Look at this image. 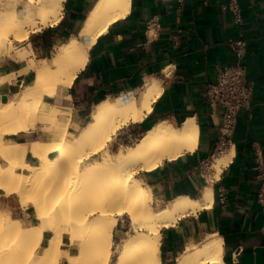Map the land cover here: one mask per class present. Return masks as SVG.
Returning a JSON list of instances; mask_svg holds the SVG:
<instances>
[{
    "label": "bare ground",
    "instance_id": "1",
    "mask_svg": "<svg viewBox=\"0 0 264 264\" xmlns=\"http://www.w3.org/2000/svg\"><path fill=\"white\" fill-rule=\"evenodd\" d=\"M63 2L24 0L20 14L0 6V55L27 61L22 72H33L32 83L16 99L0 102V157L6 160L0 163V191L15 195L37 220L24 226L0 205V264H57L62 258L68 264H169L162 259V230L211 207L213 187L206 186L200 198L181 195L156 209L151 187L140 172L194 151L198 125L194 118L181 124L161 120L134 144L119 143L114 150L119 131L140 123L152 111L162 92L161 84L152 79L139 98L122 95L95 104L81 131L71 132L72 108L56 100L71 99L69 89L86 66L90 47L112 23L130 13L132 0H94L78 35L59 45L51 57L36 59L32 47L16 50V41L60 20ZM14 75L0 73V89L10 85ZM38 124L48 127L46 140L38 137L28 144L4 138L5 133L38 130ZM232 151L216 158L213 178L219 177ZM28 152L35 162L26 159ZM123 215L129 217L132 233L114 247V228ZM46 229L53 234L39 253ZM173 264H226L222 237L209 233L202 242L186 245Z\"/></svg>",
    "mask_w": 264,
    "mask_h": 264
},
{
    "label": "crops",
    "instance_id": "2",
    "mask_svg": "<svg viewBox=\"0 0 264 264\" xmlns=\"http://www.w3.org/2000/svg\"><path fill=\"white\" fill-rule=\"evenodd\" d=\"M93 1L64 0L60 20L31 32L22 44L31 46L38 59L51 57L59 45L78 35ZM224 2L132 0L130 13L112 23L90 47L88 62L69 89L71 99L56 100L59 105L71 106L69 129L79 133L95 104L122 95L139 98L146 81L154 79L161 84L162 92L152 111L137 124L143 132L161 120L181 124L188 118L195 119L199 138L194 151L140 172L151 187L156 209L181 195L200 198L206 186L213 187L211 207L187 214L162 230V259L169 264L186 245L202 242L209 233L222 237L226 264H264V0H239V25L223 9ZM23 5L21 9L20 2L16 7L13 3L4 7L20 14ZM240 37L246 39L243 63L253 98L249 109L239 111L231 141L221 154L233 148L231 159L219 177L213 178V163L221 156L214 152L222 109L210 104L205 92L215 81L218 68L235 62L229 42ZM26 66L27 61L0 55V73H15L12 83L0 91V102L16 99L23 87L32 83L33 72H22ZM11 137L30 144L39 133L32 130L5 135L6 139ZM3 159L0 157V163L5 164ZM26 159L36 161L30 152ZM220 191L224 192V204ZM0 195V205L13 217L23 225L34 224L31 208L23 209L15 195L4 196L2 191ZM129 231V217H118L113 241L122 240ZM52 234V230H45L40 248ZM65 236L68 238L64 233V240Z\"/></svg>",
    "mask_w": 264,
    "mask_h": 264
},
{
    "label": "built area",
    "instance_id": "3",
    "mask_svg": "<svg viewBox=\"0 0 264 264\" xmlns=\"http://www.w3.org/2000/svg\"><path fill=\"white\" fill-rule=\"evenodd\" d=\"M223 9L228 11L235 22L242 23V9L239 0H225ZM230 45L235 54V62L217 70L216 79L207 85L206 99L222 109V121L219 128L215 152L223 154L236 128L237 116L241 109H249L253 98L252 85L247 80L243 58L246 51V39L240 37L230 40ZM220 202L225 203L224 192L220 191Z\"/></svg>",
    "mask_w": 264,
    "mask_h": 264
},
{
    "label": "rangeland",
    "instance_id": "4",
    "mask_svg": "<svg viewBox=\"0 0 264 264\" xmlns=\"http://www.w3.org/2000/svg\"><path fill=\"white\" fill-rule=\"evenodd\" d=\"M18 2H20V9L22 8V3H24L23 2V0H1L0 1V5H2V4H7V5H10V3H13L14 5H15V7L17 6V4H18ZM24 41H22V42H15V46H16V50H19V49H25V47H24V44H22ZM31 46H29V48H30ZM35 58L36 59H38L37 57H36V55H35ZM41 59V58H40ZM15 78V75L13 76V78H12V80ZM7 85H5L4 86V88L3 89H0V91H4L6 88ZM27 86V85H26ZM25 87V86H24ZM23 87V88H24ZM22 91V90H21ZM20 91V92H21ZM90 119V118H89ZM88 119V120H89ZM38 126H41V129L39 130H37V129H35V131H38V133H39V137L40 138H38V139H42V140H46L47 139V135H46V130H47V126L46 127H43V125L42 124H38ZM142 129L137 125V124H134V123H130V124H128L127 126H125L124 128H122L120 131H119V134L115 137V139H114V141L112 142V146H113V149L114 150H117L118 149V147H119V143H121V144H126V145H129V144H134L139 138H140V136L142 135ZM5 135H6V133L4 134V138H5ZM99 156H95V157H93V158H98ZM92 160V159H91ZM5 162V161H4ZM208 166V165H207ZM2 198H3V196H1L0 195V203H1V201H2ZM17 201V200H16ZM30 215L33 217V215H32V210L30 211ZM13 216H15V215H13ZM33 223H36L37 222V220L33 217ZM24 222V221H23ZM24 225H26V226H28V224L27 223H25L24 222ZM130 233H132V230L131 231H129L126 235H125V239L126 238H128L129 237V234ZM66 234H67V232H66ZM68 235V234H67ZM123 238V239H124ZM67 239V240H66ZM63 240V248L66 250L67 248H68V238H67V236H65V240L64 239H62ZM123 241L124 240H120V241H118L117 243H115L114 242V244H113V246L115 247V246H120L122 243H123ZM65 243V244H64ZM42 250H43V248H40L39 249V253H41L42 252ZM116 256V254H114V257ZM113 257V259H115ZM65 260V261H64ZM68 263V260L67 259H64V258H62L61 259V261L59 262V263H57V264H67ZM175 262V261H174ZM173 262V263H174Z\"/></svg>",
    "mask_w": 264,
    "mask_h": 264
}]
</instances>
